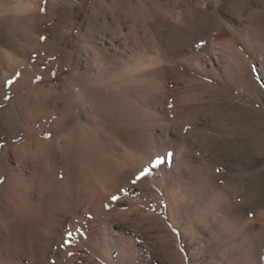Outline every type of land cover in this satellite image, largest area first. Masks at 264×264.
I'll list each match as a JSON object with an SVG mask.
<instances>
[{"label": "rangeland", "instance_id": "1", "mask_svg": "<svg viewBox=\"0 0 264 264\" xmlns=\"http://www.w3.org/2000/svg\"><path fill=\"white\" fill-rule=\"evenodd\" d=\"M0 1V264H264V0Z\"/></svg>", "mask_w": 264, "mask_h": 264}, {"label": "bare ground", "instance_id": "2", "mask_svg": "<svg viewBox=\"0 0 264 264\" xmlns=\"http://www.w3.org/2000/svg\"><path fill=\"white\" fill-rule=\"evenodd\" d=\"M1 2V1H0ZM3 2V1H2ZM32 2V1H31ZM2 4V3H1ZM5 4H7L6 2H5ZM5 4H3L4 6H6ZM1 6V5H0ZM22 6V5H21ZM3 8V7H2ZM6 8V7H5ZM8 8V7H7ZM10 8H11V6H10ZM12 8H14V7H12ZM18 9L19 10H21L19 7H18ZM3 10H5V9H3ZM7 10V9H6ZM9 10V9H8ZM15 10V9H14ZM0 11H1V9H0ZM17 11V10H16ZM29 11V10H28ZM36 11V10H35ZM20 12V11H19ZM23 13V12H22ZM34 14V13H33ZM4 15V14H3ZM2 15V16H3ZM29 15V14H28ZM50 16V15H49ZM4 17V16H3ZM2 17V18H3ZM35 19V18H34ZM89 22V21H88ZM90 23H91V21H90ZM89 26H90V24L89 23H87ZM93 24V23H92ZM71 25V24H70ZM74 25V23H72V25H71V28H72V26ZM88 25H87V28H88ZM94 29V27H93V25H92V27H90L89 29H90V31H93V32H95L93 29ZM61 30V29H60ZM61 32V31H60ZM65 35V34H64ZM66 37H67V39H68V41H69V49L70 50H72V49H74L75 48V45L73 44V42H72V37H71V35H69V34H66ZM79 37H80V35H79ZM90 37V36H89ZM54 38V37H53ZM89 40V39H88ZM96 40V39H95ZM97 41V40H96ZM82 42V41H81ZM85 42H88L87 40L85 41ZM95 43V42H94ZM97 43V42H96ZM47 44V43H46ZM87 44V43H86ZM57 45V44H56ZM49 46V45H48ZM54 46V45H53ZM113 46V45H112ZM77 47V46H76ZM83 47H85L84 45H83ZM82 47V48H83ZM93 47L91 46V49H90V47H86L85 49H86V52H85V55H79V56H77L76 57V59H75V61L73 60V68H72V74H75V73H77L78 71H79V69H81L82 68V65L84 66H86V62L88 61V59H90V55L92 54V52L95 50V49H92ZM65 49V48H64ZM68 49V50H69ZM78 49V48H77ZM76 49V50H77ZM75 50V49H74ZM84 50V49H83ZM93 50V51H92ZM101 50V49H100ZM8 51V50H7ZM50 51H51V49H50ZM92 51V52H91ZM67 52H69V51H67ZM71 52V51H70ZM70 52H69V54H70ZM100 52V51H99ZM2 53L5 55V56H9V54H8V52H6L4 49L2 50ZM10 53V52H9ZM73 53V52H72ZM94 53V52H93ZM105 53V52H104ZM113 53V52H112ZM81 54V53H80ZM96 54H98V53H96ZM108 53H106V55H107ZM115 55V54H114ZM92 56H94L93 54H92ZM98 56V55H97ZM112 56V55H111ZM4 57V56H3ZM98 57H100V56H98ZM93 58V57H92ZM97 58V57H96ZM107 58V57H106ZM116 58V57H115ZM114 58V59H115ZM7 59H8V57H7ZM98 59V58H97ZM96 59V60H97ZM91 60H93V59H91ZM90 61V60H89ZM94 61V60H93ZM92 61V62H93ZM100 61V60H99ZM105 61V60H104ZM113 61V60H112ZM102 62V61H101ZM109 62V61H108ZM67 64V63H66ZM87 65H89L88 63H87ZM67 66V65H66ZM102 66V65H101ZM104 71H105V69H104ZM84 74V73H83ZM100 74V73H99ZM98 75V74H97ZM103 75V74H102ZM52 76V75H51ZM51 76L49 75V77L48 78H51ZM80 76V75H79ZM88 76V75H87ZM98 76H100V75H98ZM32 77V76H31ZM35 81V80H34ZM90 84V83H89ZM50 85V84H49ZM95 85V84H94ZM88 86V85H87ZM66 87V86H65ZM89 87V86H88ZM192 87V86H191ZM198 88V87H197ZM53 89H55L54 87H52V86H49V88H48V90H53ZM92 89V88H91ZM86 90V89H85ZM36 91V89H33V88H29V89H27L26 90V93L25 94H27V95H30V94H33L34 92ZM72 91V90H71ZM45 92H47V91H45ZM82 92V91H81ZM86 92H87V90H86ZM50 93V92H49ZM119 93V92H118ZM47 94V93H46ZM90 94V93H89ZM192 94V93H191ZM190 94V95H191ZM196 94V93H195ZM119 95V94H118ZM103 96V95H102ZM108 96V95H107ZM120 96V95H119ZM123 97V96H122ZM119 98V97H118ZM106 100V99H105ZM110 101V100H109ZM121 101V100H120ZM124 101V100H123ZM113 102V101H112ZM118 102V101H117ZM105 103V102H104ZM116 103V102H115ZM114 104V103H113ZM119 104V103H118ZM112 105V104H111ZM104 106V105H103ZM122 106V105H121ZM129 106H130V104H129ZM24 107V106H23ZM123 107V106H122ZM10 108V107H9ZM112 108V107H111ZM113 108H114V105H113ZM6 109V108H5ZM106 109V108H105ZM119 109V108H118ZM9 110V109H8ZM18 110V109H17ZM127 110V109H126ZM129 110V109H128ZM7 111V110H6ZM117 111V110H116ZM115 111V112H116ZM119 111V110H118ZM122 111V110H121ZM124 111H125V109H124ZM10 112V111H9ZM8 112V113H9ZM99 112V111H98ZM108 112V111H107ZM110 113V112H109ZM129 113V112H128ZM117 114H118V112H117ZM98 115V114H97ZM108 115V114H107ZM126 115V114H125ZM101 116V115H100ZM113 116V115H112ZM115 116V115H114ZM98 117V116H97ZM99 118V117H98ZM101 118V117H100ZM123 119V118H122ZM22 121V120H21ZM97 121V120H96ZM26 122V121H25ZM111 122V121H110ZM96 123V122H95ZM116 123V122H115ZM75 124V123H74ZM97 124V123H96ZM104 124V123H103ZM104 127V126H103ZM106 127V126H105ZM98 128V127H97ZM126 128V127H125ZM89 129H91L90 127H89ZM99 129V128H98ZM91 131V130H90ZM107 131V130H106ZM87 134V133H86ZM90 134V133H89ZM92 135V134H91ZM85 136V135H84ZM109 138V137H108ZM84 139V138H83ZM93 139V138H92ZM91 139V140H92ZM86 140H88V138L86 139ZM95 140V139H94ZM73 141V140H72ZM97 141V140H96ZM99 141V140H98ZM67 143V142H66ZM71 143V142H70ZM73 143V142H72ZM87 143V142H86ZM93 144V143H92ZM97 145V144H96ZM104 145V144H103ZM75 146V145H74ZM90 146V145H89ZM78 147V146H77ZM85 147V146H84ZM73 148V147H72ZM78 149V148H77ZM87 149V148H86ZM91 150V149H90ZM79 151H80V149H79ZM94 152V151H93ZM98 152V151H97ZM80 153V152H79ZM107 153V152H106ZM81 154V153H80ZM77 156H79V155H77ZM93 156V155H92ZM100 157V156H99ZM77 159V158H76ZM80 159V158H79ZM82 159H83V157H82ZM96 159V158H95ZM85 162V161H84ZM102 162V161H101ZM103 163V162H102ZM80 164V163H79ZM92 165V164H91ZM99 169V168H98ZM97 170V169H96ZM20 177V176H19ZM22 179H23V177H21ZM15 179V178H14ZM25 180V179H24ZM96 181V180H95ZM26 183V182H25ZM67 183V182H66ZM19 184H21V183H19ZM96 184V183H95ZM73 185V184H72ZM65 186V185H64ZM233 187V186H232ZM21 189V188H20ZM221 191V190H220ZM80 193V192H79ZM86 193V192H85ZM60 198H61V196H60ZM63 199V198H62ZM73 208V207H72ZM6 221V220H5ZM248 238V237H247ZM249 239V238H248Z\"/></svg>", "mask_w": 264, "mask_h": 264}, {"label": "snow or ice", "instance_id": "3", "mask_svg": "<svg viewBox=\"0 0 264 264\" xmlns=\"http://www.w3.org/2000/svg\"><path fill=\"white\" fill-rule=\"evenodd\" d=\"M41 11H43V9H41ZM41 39H43V37H41ZM155 164H156V162L153 163V166H155ZM113 198L115 199V197H113Z\"/></svg>", "mask_w": 264, "mask_h": 264}]
</instances>
